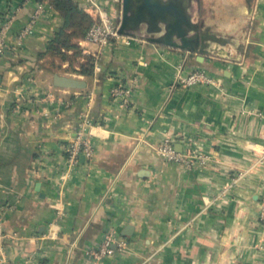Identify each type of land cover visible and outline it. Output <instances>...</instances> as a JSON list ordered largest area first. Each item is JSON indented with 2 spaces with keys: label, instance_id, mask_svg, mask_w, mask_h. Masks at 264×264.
Listing matches in <instances>:
<instances>
[{
  "label": "crops",
  "instance_id": "crops-1",
  "mask_svg": "<svg viewBox=\"0 0 264 264\" xmlns=\"http://www.w3.org/2000/svg\"><path fill=\"white\" fill-rule=\"evenodd\" d=\"M97 1L120 24L123 0ZM39 4L0 0V14L21 8L0 59V264H264V0H192L193 21L221 39L206 53L151 42L145 25L100 54L81 40L84 55L97 54L92 78L68 63L46 70L39 55L63 25L49 3L18 43ZM199 69L221 85L177 84ZM55 74L87 86L58 88ZM135 76L122 108L111 89ZM86 114L94 155L62 186ZM167 140L208 162L163 160ZM111 235L126 246L99 262L88 255Z\"/></svg>",
  "mask_w": 264,
  "mask_h": 264
},
{
  "label": "built area",
  "instance_id": "built-area-1",
  "mask_svg": "<svg viewBox=\"0 0 264 264\" xmlns=\"http://www.w3.org/2000/svg\"><path fill=\"white\" fill-rule=\"evenodd\" d=\"M75 1L80 2L84 9L87 12H90L91 15L99 17V19L96 17L97 21L91 27L86 38L81 42V45L86 43L88 45L96 46L98 48L97 54L103 53L107 48L112 47L116 42H122L123 44L130 45L132 38L119 33V24H115L110 19L108 14L103 10V8H101L97 0ZM45 3L48 2H40L29 22L18 31L16 38L19 44H21L34 32V28L44 12ZM20 11V7L10 6L6 13L3 11L0 14V59L4 57L9 51V46L6 41L7 36L13 28ZM96 55L95 57L97 58ZM98 70H100V67L98 62H96L95 71ZM138 81V76L129 79L127 82H124L123 78L116 80V85L112 87L110 92L113 102L122 108L130 107L133 104V94ZM177 84L184 88H190L198 84L219 87L221 85V81L210 76L205 70L199 69L189 73H183L180 71ZM94 126L95 125L91 122L89 115L86 114L83 117L80 129L77 131V134L67 145L66 153L68 165L67 169L60 176V183L62 186L65 185L67 180L71 177L73 170L80 163L81 157L92 159L94 150L90 141V136ZM157 153L163 158V160L171 163L181 164L187 168H192L196 164L205 165L209 160L208 156L197 152L189 151L186 153H179L169 140H167L157 149ZM261 219L264 220V207L261 213ZM55 235L56 233L53 231V229H50L49 237L52 238ZM122 245H125L124 241L116 238L114 235H111L104 239L99 249L90 250L87 253L93 259L99 262L105 256L112 254L116 247H120Z\"/></svg>",
  "mask_w": 264,
  "mask_h": 264
},
{
  "label": "water",
  "instance_id": "water-1",
  "mask_svg": "<svg viewBox=\"0 0 264 264\" xmlns=\"http://www.w3.org/2000/svg\"><path fill=\"white\" fill-rule=\"evenodd\" d=\"M192 0H123L119 33L135 37L145 25L151 42L189 52L206 53L209 41L221 39L201 30L189 13ZM247 34V32H246ZM54 86L67 89H84L87 83L70 76L55 74Z\"/></svg>",
  "mask_w": 264,
  "mask_h": 264
},
{
  "label": "trees",
  "instance_id": "trees-1",
  "mask_svg": "<svg viewBox=\"0 0 264 264\" xmlns=\"http://www.w3.org/2000/svg\"><path fill=\"white\" fill-rule=\"evenodd\" d=\"M47 1L63 19V25L49 42L46 52L40 58L49 57L46 70L53 73L61 69L63 63L69 64V70L86 78L94 77L97 59L83 54L79 45L97 21L75 0H39ZM78 68V69H77Z\"/></svg>",
  "mask_w": 264,
  "mask_h": 264
},
{
  "label": "rangeland",
  "instance_id": "rangeland-1",
  "mask_svg": "<svg viewBox=\"0 0 264 264\" xmlns=\"http://www.w3.org/2000/svg\"><path fill=\"white\" fill-rule=\"evenodd\" d=\"M48 63H50V61H49V59H48ZM51 75V74H50ZM126 246V244L125 245H122V246H120V247H118L119 249H122L123 247H125Z\"/></svg>",
  "mask_w": 264,
  "mask_h": 264
}]
</instances>
